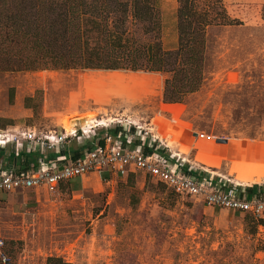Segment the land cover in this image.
Listing matches in <instances>:
<instances>
[{"label": "rangeland", "instance_id": "rangeland-1", "mask_svg": "<svg viewBox=\"0 0 264 264\" xmlns=\"http://www.w3.org/2000/svg\"><path fill=\"white\" fill-rule=\"evenodd\" d=\"M222 1L231 19L242 25L207 30L197 70L202 84L181 103L162 105L165 82L175 76L172 67L148 69L147 49L160 45L168 52L178 47L177 1L154 0L159 12L154 32L131 16L126 24L127 50L142 55L138 71L0 67V128L61 132L95 121H152L171 152L195 168L262 190L264 0ZM111 29L116 31L114 24ZM106 42L103 38L98 44L107 49ZM18 43L12 45L2 32L0 56L23 59L30 49ZM184 75L188 82L195 79L193 73ZM192 131L205 134L206 140L194 142ZM236 142L250 146V161L246 154L231 157L233 147L227 144ZM103 179L90 174L52 193L1 194L0 253L12 264H47L51 257L66 264H264V219L176 196L141 173L112 182Z\"/></svg>", "mask_w": 264, "mask_h": 264}, {"label": "trees", "instance_id": "trees-1", "mask_svg": "<svg viewBox=\"0 0 264 264\" xmlns=\"http://www.w3.org/2000/svg\"><path fill=\"white\" fill-rule=\"evenodd\" d=\"M178 47L165 52L160 45L149 48L148 69L151 72L170 70L175 76L165 82L163 101L179 104L184 97L196 92L202 84L198 75L203 62L205 38L209 28L241 26L239 20L228 15L222 0H176ZM154 0H0V34L12 45L19 40L30 51L26 56H0V67L10 71L21 67L27 71L47 68L101 69L110 71H138L140 55L128 51L126 24L131 16L137 22L151 26L148 32L159 27V12ZM264 21V6L261 11ZM114 24L116 31L111 29ZM95 36H98L95 40ZM107 39L106 46L98 44ZM125 41V45L123 44ZM175 68V69H174ZM198 70V71H197ZM195 77L188 82L186 73ZM182 75L178 78V75ZM176 83L177 89L169 91ZM81 155L76 151L73 158ZM22 164L28 166L35 156L23 155ZM12 161V157L10 158ZM248 192H254L249 189ZM47 264H66L58 258H48Z\"/></svg>", "mask_w": 264, "mask_h": 264}, {"label": "built area", "instance_id": "built-area-1", "mask_svg": "<svg viewBox=\"0 0 264 264\" xmlns=\"http://www.w3.org/2000/svg\"><path fill=\"white\" fill-rule=\"evenodd\" d=\"M101 123L95 121L70 131L62 128L61 132L0 128V195L26 190L52 193L61 184L90 174L112 182L114 178L124 179L141 173L167 187L176 196L195 199L212 209L264 219V187L248 192L250 185L234 183L214 172L195 168L180 158L179 153L171 152L167 138L160 136L152 121L125 123L115 119L100 126ZM99 127L104 128L102 135L97 130ZM110 129L116 131L112 133ZM191 135L194 142L206 140L205 134L192 131ZM74 140L89 141L90 147L77 158L69 156L66 161L47 159L51 153L59 155L62 147ZM22 154L35 156V160L29 166L21 165L17 169L15 160ZM10 157H13V166L7 165L12 162ZM0 264L12 262L7 255L0 253Z\"/></svg>", "mask_w": 264, "mask_h": 264}, {"label": "crops", "instance_id": "crops-1", "mask_svg": "<svg viewBox=\"0 0 264 264\" xmlns=\"http://www.w3.org/2000/svg\"><path fill=\"white\" fill-rule=\"evenodd\" d=\"M162 105H164V106H173L172 104H162ZM111 130V129H110ZM109 130V131H110ZM116 130H117V128H116ZM116 130H111L110 132H115ZM104 133V130H102V131H100L99 132V134L100 135H102ZM191 137H192V135H191ZM197 142V141H196ZM199 142V141H198ZM197 142V143H198ZM72 143H74V142H72ZM90 143L91 142H84V143H77L76 141H75V143H74V145H66V146H63L62 147V150H60V154L59 155H55L54 153H51V154H49V156H50V158H52V159H58V160H68L69 158V156L71 155V153H70V151L71 152H73L72 154L74 155V151L76 152V151H78V152H80V153H83L86 149L85 148H88V147H90ZM222 144V143H221ZM231 144L230 143H228L227 144V147H233L232 148V151H233V153H230L232 156L231 157H236V158H239V157H244V155L246 154V160H248V161H250V146L249 145H243V144H239V143H235V144H232L231 146H230ZM76 146L78 147L77 149H76ZM23 155H26V154H22L21 155V157L19 158V159H16L15 160V164H16V166H19L20 167V165H24V164H22V159H23ZM228 155V154H227ZM230 157V158H231ZM11 158V157H10ZM13 158V157H12ZM233 159V158H232ZM12 163L14 164V160H12ZM91 175H93V174H91ZM86 177V176H85ZM84 179V178H83ZM82 179V180H83ZM79 181H82L81 179H78Z\"/></svg>", "mask_w": 264, "mask_h": 264}, {"label": "water", "instance_id": "water-1", "mask_svg": "<svg viewBox=\"0 0 264 264\" xmlns=\"http://www.w3.org/2000/svg\"><path fill=\"white\" fill-rule=\"evenodd\" d=\"M218 143H222L223 144V143H226V141L225 140H219Z\"/></svg>", "mask_w": 264, "mask_h": 264}, {"label": "bare ground", "instance_id": "bare-ground-1", "mask_svg": "<svg viewBox=\"0 0 264 264\" xmlns=\"http://www.w3.org/2000/svg\"><path fill=\"white\" fill-rule=\"evenodd\" d=\"M94 123V122H93ZM102 124V123H101ZM101 124H100V126H101ZM84 126V125H83Z\"/></svg>", "mask_w": 264, "mask_h": 264}]
</instances>
